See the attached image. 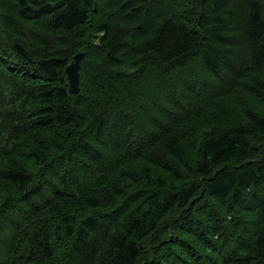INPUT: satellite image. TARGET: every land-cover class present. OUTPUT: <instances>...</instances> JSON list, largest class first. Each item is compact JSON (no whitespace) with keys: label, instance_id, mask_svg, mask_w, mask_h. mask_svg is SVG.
<instances>
[{"label":"trees","instance_id":"obj_1","mask_svg":"<svg viewBox=\"0 0 264 264\" xmlns=\"http://www.w3.org/2000/svg\"><path fill=\"white\" fill-rule=\"evenodd\" d=\"M0 264H264V0H0Z\"/></svg>","mask_w":264,"mask_h":264},{"label":"water","instance_id":"obj_2","mask_svg":"<svg viewBox=\"0 0 264 264\" xmlns=\"http://www.w3.org/2000/svg\"><path fill=\"white\" fill-rule=\"evenodd\" d=\"M83 53L78 52L73 57V61L66 67V74L69 77L70 83H69V90L72 93H79V78H78V67H79V61L82 57Z\"/></svg>","mask_w":264,"mask_h":264},{"label":"rangeland","instance_id":"obj_3","mask_svg":"<svg viewBox=\"0 0 264 264\" xmlns=\"http://www.w3.org/2000/svg\"><path fill=\"white\" fill-rule=\"evenodd\" d=\"M83 54H84V53H83ZM82 56H83V55H82ZM73 58H74V57H73ZM81 58H82V57H81ZM81 58H80V60H81ZM72 61H73V59H72ZM72 61H71V62H72ZM71 62H70V63H71ZM70 63H69V64H70ZM79 64H80V61H79ZM78 69H79V67H78ZM225 75H226V74H225ZM223 76H224V75H223ZM67 78H68V82L70 83V80H69V77H68V76H67ZM78 78H79V72H78ZM227 78H228V77H227ZM227 78H223V79L226 80ZM79 89H80V88H79Z\"/></svg>","mask_w":264,"mask_h":264}]
</instances>
